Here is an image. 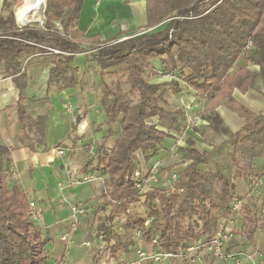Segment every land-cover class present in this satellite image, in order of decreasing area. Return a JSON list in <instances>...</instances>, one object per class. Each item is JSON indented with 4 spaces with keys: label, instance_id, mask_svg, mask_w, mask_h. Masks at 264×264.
Returning a JSON list of instances; mask_svg holds the SVG:
<instances>
[{
    "label": "trees",
    "instance_id": "trees-1",
    "mask_svg": "<svg viewBox=\"0 0 264 264\" xmlns=\"http://www.w3.org/2000/svg\"><path fill=\"white\" fill-rule=\"evenodd\" d=\"M24 1L16 0L15 6L21 7ZM84 2L45 0L43 28L8 29L13 13L8 19L2 16L0 64L5 65L6 76L14 78L22 93L27 80L19 60L25 54L47 53L51 49L59 53L54 54L48 89L52 85L58 92L72 89L79 83L76 78L79 68L72 66L76 55L92 51L91 58L100 68L104 85L102 106L107 136H116V126L121 125L113 148L110 151L99 148L96 158L85 166L86 170L93 168L108 176L101 196L103 203L98 207L96 231L98 237H104L105 252L111 259H119L135 245L133 238H120L115 231V222L121 217L127 231H140L148 242L157 239L156 249L162 253L178 255L198 241H211L219 230L224 231L223 223L233 220L234 202L245 197L236 194V185L220 170L211 174L202 168L209 163L210 154L197 149L192 138L184 149L189 162L178 173V185L166 189L155 184L144 196L135 185L138 153L145 162H151L166 139L179 133L183 117L167 108L168 89L163 84L148 82L145 72L153 59L161 61L165 74L178 75L188 70L186 85L208 100L207 111L213 113L206 119L217 131L234 139L237 176L264 179V173L251 164L253 158H264V115L253 112L233 96L235 90L245 94L252 89L258 74L248 65L232 73L251 42L254 56L247 60L260 67L264 82V0H146L145 31L124 41L118 37L106 41L102 35L87 36L79 28ZM6 6L7 2L4 9ZM50 21H54V29L55 23H60L64 34L53 32ZM122 66L127 70L128 92L123 91L120 81L111 84L105 81L108 70ZM172 92H183L176 81H172ZM220 106L246 121L242 130L230 132L216 112ZM47 115L48 112L34 120L19 111L22 127L30 132L36 129L41 139L45 137ZM82 119L77 117L74 131ZM154 119L156 123L151 122ZM240 154L252 159L242 165L238 160ZM10 164L9 150L0 146V264H51L52 238L44 237L31 218L27 194L8 188ZM139 203L146 208L144 216L130 213L131 207ZM240 212L243 218L238 234L254 244L256 233L264 232V203L261 207L243 204Z\"/></svg>",
    "mask_w": 264,
    "mask_h": 264
},
{
    "label": "crops",
    "instance_id": "crops-1",
    "mask_svg": "<svg viewBox=\"0 0 264 264\" xmlns=\"http://www.w3.org/2000/svg\"><path fill=\"white\" fill-rule=\"evenodd\" d=\"M5 2H7V6L4 9ZM15 2L16 0H0V19L2 16L8 19L12 12L13 19L11 22L7 20L8 29L14 26L20 28L33 26L35 22H30L28 25H22L20 23L22 18H20L18 14V9L24 5L26 0L19 8L15 6ZM11 8L13 9L8 14L7 11L9 9L11 10ZM44 19L45 16L42 19V23L45 22ZM52 22L54 21L49 22L51 30L63 35L64 30L60 23H55L56 30L52 26ZM146 26V0H85L79 20V28L83 30L87 36L102 35V39L106 41L116 37H118L119 41L123 40L135 34V30L143 29L145 31ZM131 32L132 34L127 35ZM1 33H3V29L0 28V34ZM49 51L47 53L25 54L19 60L22 64V72L26 74L27 80L26 88L22 93L14 83L13 77H7L6 74L0 76V146H4L9 150L11 164L8 170V188L10 190L16 188L20 192H25L29 200L36 204L35 210L38 215L36 224L42 231L44 237L52 238L49 249L52 248V254H54L53 258L56 262L60 260L64 254H67L66 250L69 248L67 243L62 240V237L70 228L73 205L81 203L84 204L86 208V214L82 217L78 231L74 234V237H78L79 235L82 236L83 232H85L87 228L86 222L92 211L103 203L101 196L108 176H101V178L105 179L103 183L97 180L93 183L69 185L71 180H75L78 177L81 178L88 173L90 169L86 170L85 166L94 157H88L85 150L82 148L83 145L76 146L75 152H72V154L75 153L72 160L73 163H77L71 164L69 170L65 163L67 160L66 155L70 148L65 146L67 144L74 146V143H71L72 139L73 141L77 140L81 142L82 133L85 129L89 130L94 126H79L81 121L77 129L75 131L73 130L77 117L82 116L81 112L72 120L70 126H66V124L65 126L62 125V122L65 123L66 114H58L59 118H57V112L59 113L62 109L60 105H65L66 102H70L72 97L77 95L79 85L61 92L56 90L55 85H52L48 89L50 70L55 62L54 54L59 53L56 50L50 49ZM86 53L76 55L73 62L75 66L73 63L72 66L79 68L81 61L78 59H80V56H84V54L86 56ZM242 67L244 66H240L239 68ZM53 87L54 89L52 90ZM245 94H243V97ZM21 96L22 99H20ZM45 99L49 100L51 105L46 108L44 114L38 116L39 118L46 115L48 112L44 128L45 137L41 139L36 129L34 132H30L22 127L19 119V111L22 110L26 112L30 118L38 120V118L36 119L31 116L27 107L24 108V106L28 103L30 105H35L36 103L41 104ZM241 103L243 104V102ZM56 105H58V109L55 107ZM245 106L248 107L247 104ZM221 107L226 108L225 106H220L218 109ZM218 109L216 111H218ZM227 111L239 117L231 110L227 109ZM257 113L264 115V102L261 103ZM225 116L229 115L225 113L224 116L221 117L225 125L229 126ZM100 127L102 128V134L108 129L107 126ZM28 137L32 140L30 141ZM166 143L167 142H165V145ZM65 148L68 151H65ZM59 149L64 151L63 155L59 154ZM166 153L165 150L161 149L156 158L152 159L149 163L143 160L140 167H142V164L150 167L154 160L164 157ZM92 155L94 156L93 153ZM137 157H139V154ZM131 209L146 214L143 203L135 204ZM131 209V214L143 216L135 214L134 212L132 213ZM241 220L240 225L237 226V231H240L242 228ZM255 240L254 244L247 241L248 244L243 246L238 245L232 240L229 243V249L242 254V264H252V260L245 257V253H253L254 250H264V232L258 231ZM146 244L145 246L147 248L151 247L150 242ZM53 258L51 257L50 250L51 263ZM183 263H186V260H183ZM202 264L232 263L217 261L210 257L208 260L204 258Z\"/></svg>",
    "mask_w": 264,
    "mask_h": 264
},
{
    "label": "rangeland",
    "instance_id": "rangeland-1",
    "mask_svg": "<svg viewBox=\"0 0 264 264\" xmlns=\"http://www.w3.org/2000/svg\"><path fill=\"white\" fill-rule=\"evenodd\" d=\"M12 9L13 8L7 11L8 14L12 11ZM44 9L40 11V18H36L35 15L32 17V21L35 20L33 21L35 22L33 24L34 27H43L44 23H42L41 20L44 18ZM22 23L24 25L30 24L24 22ZM141 31L144 30L138 29L134 32L139 33ZM130 34H132V32L128 33L127 35ZM245 53L247 54L245 55V57L242 56L240 58V61H238L237 66L233 69L232 73H234L240 66L245 67L246 65H248L249 69L255 74H258V76L254 87L250 89L244 97L243 94L238 90L234 91L233 96L239 101L243 102V105L247 104L250 110L252 109L253 112L255 111V113H257L258 109H260L261 103L264 102V82L262 80L260 67L254 62L248 63L247 60L248 57L254 56L253 46H251L250 49H246ZM87 55L89 56L86 57L84 54V56L82 55L79 57L80 59H78L81 61V63L79 71L76 73V76L79 80L77 95L72 97L70 102H66L65 105L61 104L60 108L62 109L59 113L57 112V118H59L60 114H66V120L64 119L65 123L62 122V125L64 126L65 124L66 126H70L72 120H74L79 112H81L83 116V120L79 124V126H94L89 130L85 129V131L82 133L83 136L81 142H78L77 140L73 141L72 139L71 143H74V146H70L69 144L65 146L67 148H70L69 151L65 148V151H68V154L66 155L67 160L65 165L69 170L71 164L77 163H73L72 160L75 154H72V152H75L76 146L83 145L82 148L85 150L88 157L92 156L95 158L98 155V148H102V150L104 151H110L113 148L114 143L121 131V125L119 123L116 126V136L108 137L107 131H105V133L103 134L101 133L102 128L100 126H106L107 122L106 114L102 106L104 85L100 78V68L96 60H93L91 58L92 53H89ZM73 65L75 66L74 63ZM161 69V61L159 59H153L151 60L150 68L145 72V77L148 82L163 84V86L168 89V93L166 96L167 108L171 111L180 112V115L183 117L181 118L182 123L179 126V133H172L173 138L166 139V145L165 143L163 144L164 147L162 148V150H165L167 152L166 155L154 160L152 163L154 164L156 162H161L159 168L160 174L158 176V182L156 183L157 186L166 189L172 186V174H178L179 172H181L189 162V156L184 151V149L188 148V139L192 138L197 149H199L201 152L210 154L209 163L207 165H203L202 168L211 174H214L217 170H220L236 185V194L241 197H245V200L242 201V204L255 203L258 207H261V205L264 203V193H262L264 189L263 176L258 178H251L250 180L242 179L237 176V166L234 163V150L236 147L234 139L231 138L230 134H224L223 132L217 131L214 125L206 119V117L213 116V113L207 111L208 100L197 96L196 92L186 85L185 77L188 73V70L178 72V75H173L174 77L170 78L160 75L159 71ZM107 72L108 73L105 77V81L107 83L111 84L120 81L122 83L123 91H129V86L126 83L127 70L125 66L111 69ZM4 74H6L5 65L0 64V76H3ZM172 81H176L179 83L180 87H182L183 89L182 93L174 94L172 92ZM53 89L54 87L52 88V90ZM191 101L194 102L192 103ZM50 105V101L45 99L41 104L36 103L35 105H30L28 103L27 105L23 106L24 108L27 107L29 114L37 119L38 116L45 113L46 108ZM55 107L58 109V105H56ZM216 112L220 117L224 116L225 113L226 115H229L225 117L227 118L226 121L229 125L227 127L229 128L231 133L239 132L246 124V121L244 119L233 115L224 107H221ZM151 122L156 123L157 119H154ZM59 151L60 149L58 150V152ZM92 153L94 154V156L92 155ZM138 154L139 168L144 158L140 153ZM250 159H252L250 156H244L243 154H240L238 158L242 165L250 162ZM251 164L252 167L256 170H259L261 174L264 173V158H253ZM140 168L142 169V172L144 174L149 171V167L145 166L144 164H142V167ZM90 175H95V181L98 180L102 183L105 182V179L101 178V176H103L104 174H99L95 169L91 168L88 173L83 175V177H78L75 180H71L69 185H81L84 183L83 179L86 176ZM131 210L132 213L134 212L135 214L144 216L143 212H137L134 209ZM99 214L100 212H98V208L92 211L90 217L87 219V228L85 232H83L82 236L79 235L78 237H72L71 242L67 244V246H69L68 250H66L67 254H64V256L60 260L55 262L53 258L54 254H52V248L50 249L51 257L53 258L51 264H58L62 260L66 261L67 264H142L139 261L137 251L140 248L145 249V245H147L146 243L148 241L143 239L142 233L138 230L127 231L124 227V219L122 217L116 220L114 229L120 238H133L135 240V245L131 247L127 253L121 255L119 259L113 260L110 258V255L105 252L106 241L104 237L97 236L96 229L98 221L96 220V218L99 216ZM242 218L243 214L242 212H239L237 215L233 216V220L227 222V224L223 223L225 225L224 231L231 232L233 235V242L241 246L248 244L247 241L240 234H238L239 231L236 230L237 226L240 225V220ZM87 242L89 243V245L85 244ZM245 254L246 258L252 260V264H264V250H254L253 253ZM240 255L242 257V254ZM209 258L210 256L205 257L206 260H208ZM146 264L156 263L147 261ZM160 264H183V261L179 260L178 258H170Z\"/></svg>",
    "mask_w": 264,
    "mask_h": 264
},
{
    "label": "built area",
    "instance_id": "built-area-1",
    "mask_svg": "<svg viewBox=\"0 0 264 264\" xmlns=\"http://www.w3.org/2000/svg\"><path fill=\"white\" fill-rule=\"evenodd\" d=\"M45 2V0H44ZM44 9V8H43ZM23 18L21 19V24ZM128 38H124V41ZM252 46V43L250 42L247 49H250ZM92 53L89 51L87 54ZM160 75L164 77H170L173 78V75L165 74L162 70L159 71ZM60 155H63L64 152L62 150L59 151ZM161 162L154 163L147 173H143L142 169L139 167L137 172L135 173V185L137 189L139 190L140 195L144 196L146 193L151 191L154 188V185L158 182V176H159V168H160ZM96 180L95 175L86 176L83 179L84 183H91ZM179 182V177L177 173L172 174V183L176 184ZM179 183H177L178 185ZM182 191V190H181ZM243 204L242 201L238 200L235 201L233 204V216L237 215L242 208ZM30 216L33 220H37L38 215L35 210L36 204L34 202H30ZM86 214V208L84 204L77 203L73 205L72 207V216H71V225L68 230V232L62 237V240L66 242L67 244L70 243L72 237L78 230L82 217ZM149 224V221H147V225ZM233 239V235L231 232L223 231L222 229L219 230L215 237L209 241V242H203L198 241L197 243H194L192 245H189V247L184 251L179 253L178 255L174 254H168V253H162L156 249V246L158 245L157 239L150 242L151 247L150 248H140L137 251L139 261L142 264H146L147 261H151L156 264H160L167 259L170 258H178L179 260H186V263L183 264H196L200 263L202 264L204 262V256H210L214 260L221 261V262H231L232 264H242V257L240 253L235 252L231 249H229V243ZM86 245H89V243H85ZM58 264H67L66 261H61ZM258 264V263H253Z\"/></svg>",
    "mask_w": 264,
    "mask_h": 264
},
{
    "label": "bare ground",
    "instance_id": "bare-ground-1",
    "mask_svg": "<svg viewBox=\"0 0 264 264\" xmlns=\"http://www.w3.org/2000/svg\"><path fill=\"white\" fill-rule=\"evenodd\" d=\"M43 8L44 0H27L24 5L18 9V14L20 18H23L22 22L30 23L35 21H32V17L34 15L36 16V18H40V11H42Z\"/></svg>",
    "mask_w": 264,
    "mask_h": 264
}]
</instances>
